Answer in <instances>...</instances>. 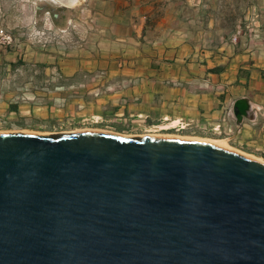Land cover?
<instances>
[{
  "label": "water",
  "instance_id": "water-1",
  "mask_svg": "<svg viewBox=\"0 0 264 264\" xmlns=\"http://www.w3.org/2000/svg\"><path fill=\"white\" fill-rule=\"evenodd\" d=\"M0 264H264V163L179 137L0 131Z\"/></svg>",
  "mask_w": 264,
  "mask_h": 264
},
{
  "label": "crops",
  "instance_id": "crops-1",
  "mask_svg": "<svg viewBox=\"0 0 264 264\" xmlns=\"http://www.w3.org/2000/svg\"><path fill=\"white\" fill-rule=\"evenodd\" d=\"M49 2L63 32L34 48L22 1L0 0V27L16 39L0 46V129L211 138L264 159V49L186 25L174 0Z\"/></svg>",
  "mask_w": 264,
  "mask_h": 264
},
{
  "label": "rangeland",
  "instance_id": "rangeland-1",
  "mask_svg": "<svg viewBox=\"0 0 264 264\" xmlns=\"http://www.w3.org/2000/svg\"><path fill=\"white\" fill-rule=\"evenodd\" d=\"M21 1L23 5L21 6V9L24 10L25 14H29L31 18L34 17L36 21L39 19L40 22H36L37 29H43L45 25L44 22L46 21L45 17L49 18L51 27L54 26L52 19L54 18L55 13L59 10V8L57 10L54 7L57 6V4L49 2V0H47V2L45 0ZM76 2L77 0L72 5H74ZM174 2L176 3V5H178L177 11H179V13H183L186 17H189L191 19L190 22H185L186 25L197 29L200 27H206L208 24H213L214 26L212 25V27H214L217 33H220L224 38L230 37L231 41L233 42L264 49V0H174ZM40 3L41 5H44L46 3L43 10H40L38 7ZM80 6L82 5L77 3L72 12H79ZM54 28L56 29V27ZM54 28H52V30H58H55ZM59 30L56 32H59ZM29 32L30 31L27 30L26 39L32 46V38L31 35H29ZM234 38L235 40H233ZM33 47L37 48L39 46L33 45ZM87 128L94 129L90 126L84 125L76 128H61L52 132L39 131L30 128L23 130L34 131L40 134H56ZM0 130L5 131L3 129ZM146 134L158 136L164 135L166 133L151 132ZM123 135L133 136L129 134Z\"/></svg>",
  "mask_w": 264,
  "mask_h": 264
},
{
  "label": "built area",
  "instance_id": "built-area-1",
  "mask_svg": "<svg viewBox=\"0 0 264 264\" xmlns=\"http://www.w3.org/2000/svg\"><path fill=\"white\" fill-rule=\"evenodd\" d=\"M45 20L46 21L44 22L45 25L43 29L36 28L37 21L34 18H31V20L29 21L27 30L30 31L29 35H31L32 38L31 44L36 46H40V45L43 46L47 42L52 40V36L54 39L55 37H57V35H60L63 32V30H59V32L52 30L51 22L49 18L45 17ZM233 40H235V38ZM15 43H16V39L14 35L11 33V31L6 29V27H0V46L13 47Z\"/></svg>",
  "mask_w": 264,
  "mask_h": 264
},
{
  "label": "bare ground",
  "instance_id": "bare-ground-1",
  "mask_svg": "<svg viewBox=\"0 0 264 264\" xmlns=\"http://www.w3.org/2000/svg\"><path fill=\"white\" fill-rule=\"evenodd\" d=\"M55 1H57V2H59L61 4L72 5L76 0H55ZM79 130H86V129H79ZM91 130H97V129H91ZM5 131H9V130H5ZM19 131L30 132V133H38V132L28 131V130H19ZM74 131H76V130H74ZM99 131H102V130H99ZM69 132H73V131H69ZM69 132H66V133H69ZM104 132H105V130H104ZM161 136L179 137V138H186V139H193V140H197V141L209 142V143H213V144H218L221 147H225V148L237 151V152H241L239 150H236V149L230 147L229 145H227L225 143V141H221V140H216V139H211V138H202V137H190V136L181 137V136H178V135L175 136L173 134H164V135H161ZM241 153H244V152H241ZM244 154L264 163V159L261 158V157H257V156H254L252 154H247V153H244Z\"/></svg>",
  "mask_w": 264,
  "mask_h": 264
}]
</instances>
